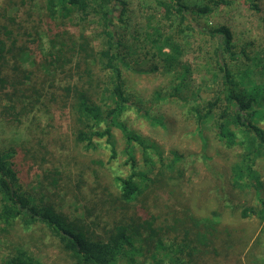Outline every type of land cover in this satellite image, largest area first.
<instances>
[{"label":"trees","instance_id":"obj_1","mask_svg":"<svg viewBox=\"0 0 264 264\" xmlns=\"http://www.w3.org/2000/svg\"><path fill=\"white\" fill-rule=\"evenodd\" d=\"M118 1L114 17L123 22L127 3ZM146 1L139 2L148 28L144 33V47L154 49L152 59H159L165 68L171 69L179 63L187 32L216 39L212 61L217 83L212 98L199 101L203 115L198 110L195 113L198 120L213 122L217 142L227 149L237 145V133L247 138L246 145L232 163V177L241 183L239 187L250 186L264 191V182L254 168L259 158L264 160V130L255 123L259 106L264 110V88L250 85L251 80L245 81L264 77V62L258 53L251 55L246 48L238 52L227 25L197 24L198 19L206 20L216 9L230 2L206 0L200 6L190 7L183 4V0ZM114 4L116 0H44L45 11L36 22L31 21V14L28 21H17L6 11L0 13V117L15 127L28 120L26 130L31 138L23 145L36 146L38 149L33 155L43 148L42 141L49 134L46 133L49 126L41 128L39 138L32 131L40 124L38 113L48 112L58 101L62 108L74 113L77 123L74 141L86 151L96 150L97 139L105 138L112 144V126L119 128L130 143L125 148L129 156V174L115 176V191L106 189L92 199L88 207L84 205L82 218H69L61 210L65 196H57L60 191H53L62 181L61 172H44L37 192H24L20 189L16 164L20 149L0 148V230L9 233L16 225L28 228L40 224L58 238L62 249L76 264H143L145 260V264H244L243 257L249 262L256 251L262 254L264 243L257 239L254 246L248 248L247 240L241 242L230 226L223 227L222 211L212 210L209 216L202 218L188 215L186 211L176 212L181 218H173L174 226L165 220L163 224L158 223V217L151 213L150 202L159 209V190L171 188L176 175L168 173L178 169L172 163L161 164L149 184L141 182L144 176L136 172L138 164L132 142L140 149L146 145L137 134H130L119 119L128 105L136 107L137 102L130 101L125 93L119 66L123 40L110 24L113 15L110 8ZM249 8L259 14L264 4L261 10L259 4L251 1ZM189 13L195 18L189 20ZM92 15L103 22L104 43L99 50L82 28ZM162 22L169 23L170 31L163 32ZM41 24L45 25L48 38L46 49L42 45ZM241 60L243 64L239 63ZM186 75L187 72L183 74L184 80L188 78ZM96 81L99 87L94 86ZM95 87L100 90L98 100H93L91 95ZM53 88L59 93L51 92ZM23 145L22 158L26 159L27 153L33 156ZM115 156L113 151L111 158ZM81 175L79 173L76 180L69 177L65 183L70 193L79 191L85 184ZM138 178L142 179L138 182ZM167 194L173 196L170 190ZM53 196L59 198L57 203L53 202ZM229 208L238 220L255 216L260 222L264 221L262 199L258 207L234 204ZM160 210L163 209L160 207ZM104 217L112 220L101 226ZM172 232L175 236L166 244L163 236ZM220 238L225 242L221 248L216 245ZM225 244L231 246L229 251L223 248ZM4 264L44 263L20 244L14 247ZM259 264H264V260Z\"/></svg>","mask_w":264,"mask_h":264},{"label":"rangeland","instance_id":"obj_2","mask_svg":"<svg viewBox=\"0 0 264 264\" xmlns=\"http://www.w3.org/2000/svg\"><path fill=\"white\" fill-rule=\"evenodd\" d=\"M123 1L127 3L123 22L114 17L120 3L116 0V4L110 8L113 14L110 24L113 31L115 30L123 40L119 66L125 93L130 101L137 102L136 107L128 105L119 119L130 134H137L146 145V148L140 149L136 142H132L138 164L136 172L144 176L141 182L149 184L162 167L161 164L172 163L174 168L178 169L177 172L168 173L176 175L171 188L159 190V204L164 213L160 207L155 208V203L152 205L153 202H150L151 213L158 217V223L163 224L165 220L168 225L174 226L173 218H181L176 212L186 211L188 215H200L198 217L202 218L209 216L212 210L222 211L223 227L230 226L241 242L247 240L248 248L254 246L257 239L264 243V221L260 222L255 216L238 220L231 214L229 208L234 204L258 207L261 199L264 201V191L255 190L250 186L239 187L241 183L235 182L232 177V163L246 145L247 138L242 133H237V145L235 148L227 149L217 142L213 122L200 121L195 113V110H198L200 111L198 113L203 115L204 110L198 107L199 101L205 102L212 98L217 83V79L213 77L216 69L212 61L216 39L196 32H187V38L182 41L179 63L173 65L171 69L167 66L165 68L159 59H152L155 50L150 48L147 50L144 47V33L148 28L146 15L139 7V2L144 0ZM205 1L181 2L193 7L200 6ZM227 1L230 4L220 6L206 20L198 19L197 24L213 27L217 23L227 25L232 31L235 49L240 52L246 48L251 55L258 53L264 62V10H262L264 0ZM251 1L259 4L261 13L257 14L249 8ZM146 2L149 3L148 0ZM3 11L15 17L17 21H28V15L31 14L33 20H30L36 22L45 11L44 0H0V13ZM188 15L189 20L195 18L190 13ZM41 27L42 45L46 49L48 38L45 25L41 24ZM162 27L164 33L170 31L168 22H162ZM82 28L90 37L95 49L99 50L104 43L103 22L92 15ZM164 51L169 52L168 49ZM239 63L244 62L241 60ZM27 68L30 69L31 66L27 64ZM185 72L188 78L184 80ZM257 79L248 78L245 81L251 80L250 85L264 88V81H261L264 77L258 79L260 81ZM94 86L99 87L98 81ZM50 91L59 93L54 88ZM91 91L93 100H98L100 90L95 87ZM260 107L262 106H259L255 123L264 130V110ZM38 114L40 124L37 123L39 125L33 128L32 133L39 138L41 128L49 126L46 128V133L49 134L42 141L43 148L39 149L37 155H33L38 149L36 146L23 145L31 138L26 130L28 120L24 121V125L15 127L0 117V148L14 146L15 149H20V154L16 156L18 158L16 164L19 169L20 189L24 192L36 193L44 172L54 170L61 172L62 181L58 189L53 190L60 191L57 196H65V204L61 206V210L69 218H82L85 206L88 207L92 199L100 196L106 189L116 190L115 176L124 177L129 174L130 166L127 164L129 156L125 148L130 143H127L119 128L112 126L111 142L114 147L104 138L95 141L96 150L86 151L82 145L75 143L73 135L77 129L75 115L69 108H62L61 101L52 104L48 112L42 110ZM22 145L28 148L33 156L27 153L28 157L22 158ZM113 151L116 155L114 159L111 158ZM254 168L264 182L263 158L256 161ZM79 173H82L81 181L85 184L80 187L78 193H70L65 183L69 177L77 178ZM141 179L136 180L139 182ZM244 182L250 184L248 180ZM169 190L173 192L172 197L167 194ZM52 200L57 203L59 198L53 196ZM111 220L104 217L101 226ZM174 236V232L166 233L163 240L168 244ZM224 243V238H220L216 245L221 248ZM20 244L44 264H76L62 249L58 238L40 224L28 228L16 225L9 233L0 230V264H4L6 257ZM227 245L225 244L223 248L229 251L231 246ZM255 253L249 257V262L243 257L244 264H259L264 260V251L262 254H258L257 251ZM145 263L147 260L143 264Z\"/></svg>","mask_w":264,"mask_h":264}]
</instances>
